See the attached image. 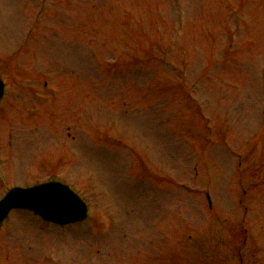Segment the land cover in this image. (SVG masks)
Instances as JSON below:
<instances>
[{"label":"rangeland","instance_id":"1","mask_svg":"<svg viewBox=\"0 0 264 264\" xmlns=\"http://www.w3.org/2000/svg\"><path fill=\"white\" fill-rule=\"evenodd\" d=\"M0 75V198L55 177L88 207L10 214L0 264H264V0H0Z\"/></svg>","mask_w":264,"mask_h":264},{"label":"water","instance_id":"2","mask_svg":"<svg viewBox=\"0 0 264 264\" xmlns=\"http://www.w3.org/2000/svg\"><path fill=\"white\" fill-rule=\"evenodd\" d=\"M49 192L51 194L48 196ZM42 195L43 202H39L37 196ZM16 200L27 201L31 208L45 220L58 223L69 224L80 221L85 217V206L79 199L71 194L66 188L57 185L43 186L31 191H17L0 207V214L14 205ZM6 205V206H5Z\"/></svg>","mask_w":264,"mask_h":264}]
</instances>
